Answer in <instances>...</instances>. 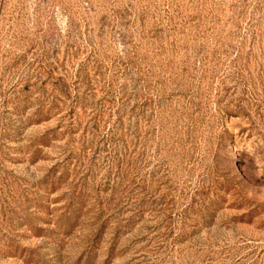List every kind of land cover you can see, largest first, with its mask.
Wrapping results in <instances>:
<instances>
[{
	"label": "rangeland",
	"instance_id": "1",
	"mask_svg": "<svg viewBox=\"0 0 264 264\" xmlns=\"http://www.w3.org/2000/svg\"><path fill=\"white\" fill-rule=\"evenodd\" d=\"M0 264H264V0H0Z\"/></svg>",
	"mask_w": 264,
	"mask_h": 264
}]
</instances>
